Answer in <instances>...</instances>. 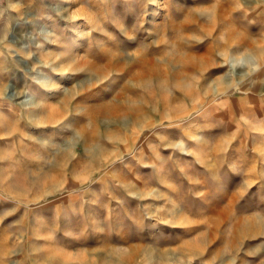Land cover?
Segmentation results:
<instances>
[{"label":"rangeland","instance_id":"374dc122","mask_svg":"<svg viewBox=\"0 0 264 264\" xmlns=\"http://www.w3.org/2000/svg\"><path fill=\"white\" fill-rule=\"evenodd\" d=\"M0 264H264V0H8Z\"/></svg>","mask_w":264,"mask_h":264},{"label":"crops","instance_id":"0c3cea01","mask_svg":"<svg viewBox=\"0 0 264 264\" xmlns=\"http://www.w3.org/2000/svg\"><path fill=\"white\" fill-rule=\"evenodd\" d=\"M8 0H0V9L2 8V5L6 3Z\"/></svg>","mask_w":264,"mask_h":264}]
</instances>
